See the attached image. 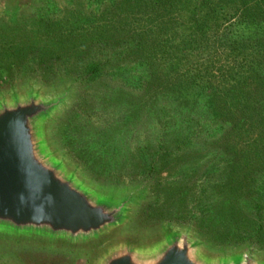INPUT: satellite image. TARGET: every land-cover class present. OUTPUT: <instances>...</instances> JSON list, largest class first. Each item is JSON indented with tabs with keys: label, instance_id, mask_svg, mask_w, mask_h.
I'll list each match as a JSON object with an SVG mask.
<instances>
[{
	"label": "rangeland",
	"instance_id": "rangeland-1",
	"mask_svg": "<svg viewBox=\"0 0 264 264\" xmlns=\"http://www.w3.org/2000/svg\"><path fill=\"white\" fill-rule=\"evenodd\" d=\"M177 1L154 20L134 0H0V103L29 95L57 101L37 125L43 153L94 198L125 210L118 227L86 243L0 233V264H101L128 248L148 257L172 235L187 236L205 264L244 257L264 264V244L247 241L236 230L243 224L234 225L249 217L250 199L264 192L262 108L231 107L234 96L249 93L241 57L255 64L264 61V52L253 44L233 53L217 40L212 15L204 22V15L187 12L192 2L184 9L185 2ZM199 23L206 26L203 38ZM234 57L239 62L232 74ZM145 58L151 69L138 78L144 75L135 62ZM96 64L102 66L98 76L90 71ZM190 78L204 93L195 85L185 91ZM250 83L254 90L245 101L264 99V76ZM197 97H213L221 115L203 123L192 111ZM234 154L233 170L227 164ZM199 192H205L198 207L203 211L217 212L228 199L227 211L238 215L226 216L228 234L225 227L218 234L216 227L184 221L197 210L192 200Z\"/></svg>",
	"mask_w": 264,
	"mask_h": 264
},
{
	"label": "water",
	"instance_id": "water-1",
	"mask_svg": "<svg viewBox=\"0 0 264 264\" xmlns=\"http://www.w3.org/2000/svg\"><path fill=\"white\" fill-rule=\"evenodd\" d=\"M57 105L34 95L0 103V233L35 241L91 242L118 227L125 210L122 204L94 198L43 153L37 125ZM195 248L187 236L172 235L148 257L128 248L101 264H205ZM231 264L255 263L244 257Z\"/></svg>",
	"mask_w": 264,
	"mask_h": 264
},
{
	"label": "trees",
	"instance_id": "trees-1",
	"mask_svg": "<svg viewBox=\"0 0 264 264\" xmlns=\"http://www.w3.org/2000/svg\"><path fill=\"white\" fill-rule=\"evenodd\" d=\"M182 1L185 2L182 3V8L184 9L187 2L188 3L192 2V4L189 5V7L187 8L188 10L187 12L194 15L198 13L204 15L203 18L204 22L205 20H207L206 17H210L211 15L213 16L210 19L211 21H213V23L219 30L215 32L218 37L217 40H220V44L229 46V49L232 50L233 53L238 51L239 48H242V50H244L245 46H251L254 44L253 50L255 51L257 50L258 53L263 54L264 0H182ZM134 2L138 3L139 5L142 4L145 9H149L150 11H152V13L154 14L153 16H155L153 17L154 20L159 19L157 18V13H162L166 15L167 13L175 9V7L179 6V2L177 0H134ZM224 4H228L229 6H225ZM223 6L230 7L228 8L229 11L226 12ZM220 19L223 20L225 19L226 22L225 24L227 25L224 26L223 23L218 24ZM199 24H201L200 38H203L205 32L202 31V28L205 26V23L204 24L199 23ZM216 27L214 28L215 31H216ZM200 40H198V42H200ZM132 43L134 48L139 50L141 52V55L142 54L144 55V51H143L144 44L142 43L141 39H136L134 37ZM238 45H240V47L237 49ZM238 59L239 58L234 57V59L232 60L233 65L230 67V72L232 74L234 73L233 69L235 68L234 67L235 64L239 62ZM245 59L246 57L245 58L241 57V63L239 64L242 81H247L248 83L249 80L251 82L252 79L256 78V76L259 74L264 76V61L262 60L263 58L258 60L255 64L247 63ZM135 63L137 68L142 73V75H144L143 77L140 76L138 78H144V77L147 78L148 69L149 68L151 69L152 66L151 63L147 62L146 58L139 62L136 61ZM100 68H102L101 64H96L90 67V71L94 73V75H97ZM184 80H188L187 77ZM191 80L192 78H190V81L183 83L182 87L185 88V91L186 92L191 91V89H193L191 85H195L194 88L200 90V95L204 93L205 89H199L201 86H199L196 82H193ZM250 82L247 86L249 93H251L254 90L252 86L253 84H251ZM249 93L242 95V99H240L239 97L236 98V96H234L232 99L234 101V104H232L231 107L235 109L239 108L240 111L241 110L243 111L246 110L248 108L247 106L249 105L251 109H255L253 110L255 111V113H256V109L259 110L260 108H262L260 110L261 111L260 116L264 119V99H262L261 101L257 100L252 102L251 101L252 97H250V100L247 103V101H245L247 100L246 99L247 97L245 96L250 95ZM196 99L197 102L194 103V107H193L194 110L192 111L194 115H197L200 118H204L203 123H206L208 121L209 119L208 115H211L214 118L221 115L220 105L216 103V100L213 97L210 99L208 97H204V98L197 97ZM196 125L198 127L202 126L201 122H198ZM237 156L234 154V156L229 158L227 164L228 167H231L232 169L236 167ZM204 193L205 192H199L196 193V195L195 193L193 194L192 203H194V207L196 206L197 210H195L192 214H190L191 217L185 218L184 221L194 224L198 223V226L200 228L206 230H208L209 228L214 229V227H216L215 229L218 234L223 233L222 229L225 227L227 232V227L225 226L226 216L229 217L230 215L232 217H238V215L227 211L228 206L230 204V202H228V199H226L225 202L218 204L219 207L217 206L216 208L217 212H214L212 207L207 208L205 211H203L202 209L199 210L198 208L199 202L201 198L204 196ZM224 193L228 194L229 195L228 197L232 196V193H227V192ZM262 193L264 194V192ZM263 194L258 195L257 198L253 197L250 199V202L247 205V209L250 212V215H247L249 217L240 220L236 219V222H234V225L235 224L238 225L240 223L243 224V226L237 228L236 230L242 229L246 235V240L251 243H254V245L257 247L259 245L262 246L264 244V195ZM197 212L201 213V216H199ZM206 213H208V217L204 218Z\"/></svg>",
	"mask_w": 264,
	"mask_h": 264
}]
</instances>
